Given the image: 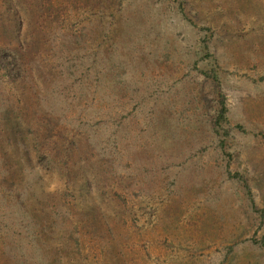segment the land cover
I'll return each instance as SVG.
<instances>
[{
	"label": "rangeland",
	"instance_id": "1",
	"mask_svg": "<svg viewBox=\"0 0 264 264\" xmlns=\"http://www.w3.org/2000/svg\"><path fill=\"white\" fill-rule=\"evenodd\" d=\"M15 29L0 264H264V0H0Z\"/></svg>",
	"mask_w": 264,
	"mask_h": 264
},
{
	"label": "trees",
	"instance_id": "2",
	"mask_svg": "<svg viewBox=\"0 0 264 264\" xmlns=\"http://www.w3.org/2000/svg\"><path fill=\"white\" fill-rule=\"evenodd\" d=\"M2 1H4V0H1V2ZM18 11H19V9L17 10V13H18ZM80 24L83 27L85 26V23H83V22H81ZM83 27H81L82 30L80 32H76L75 31L76 33H78L75 36L76 37L75 41L78 42V43H82L84 41H87L86 40V33H85L86 31L84 32L85 28H83ZM63 29L64 28H62L61 30H63ZM9 35H10L9 36L10 42L13 43V44L11 46L8 45L10 43H6L5 46L1 45L2 48L0 50V54H2L3 56H2V58L1 57L0 58L1 59H5V61L7 60L9 62L8 59H10L11 57H14L16 59L15 60L16 61L15 64L17 65V67H15L14 69L18 70L21 67L20 64H19L20 62H19L18 58L20 56L23 57V55H26V53L31 54L30 41L27 40V37H24L21 34V30L20 29L19 30H16V29L12 30ZM62 36H63L62 37L63 39H67V38H71L73 36V34H63ZM88 37H89V40L91 41L92 36L89 33H88ZM6 40H7V38H6ZM25 44H27L28 46L24 47ZM11 66H12V64H11ZM204 73L206 75L210 76V73L208 71H204ZM219 95H220L219 109H218V113H217V115L215 117V125L216 126H222V122L226 119V113H227V105H226V102H225L224 95H223V93H219Z\"/></svg>",
	"mask_w": 264,
	"mask_h": 264
}]
</instances>
